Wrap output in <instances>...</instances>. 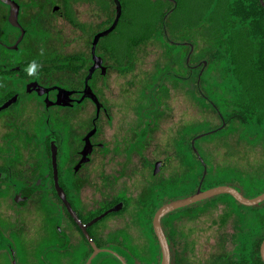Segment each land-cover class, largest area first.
I'll return each mask as SVG.
<instances>
[{
	"label": "flooded vegetation",
	"instance_id": "1",
	"mask_svg": "<svg viewBox=\"0 0 264 264\" xmlns=\"http://www.w3.org/2000/svg\"><path fill=\"white\" fill-rule=\"evenodd\" d=\"M126 2L0 0V264L162 262L154 216L183 198L173 193L174 173L165 170L172 158L157 157L166 112L161 104L170 88L163 83H186L193 104L197 82L199 95L215 107L201 89L210 61L195 62L189 41H172L182 57H173L171 67L146 70L143 85L130 88L129 75L141 63L134 54L147 44V22L145 11L131 22ZM32 60L42 67L29 77ZM173 66L183 73L174 74ZM218 117L225 128V117ZM196 136L189 143L194 153ZM203 137L195 147L204 161ZM202 176L191 179L189 195ZM207 176L208 167L203 190ZM193 209L160 219L169 264H193L185 259L197 247ZM251 229L241 224L234 231V260L210 263L264 264V227L246 241L242 233Z\"/></svg>",
	"mask_w": 264,
	"mask_h": 264
},
{
	"label": "rangeland",
	"instance_id": "2",
	"mask_svg": "<svg viewBox=\"0 0 264 264\" xmlns=\"http://www.w3.org/2000/svg\"><path fill=\"white\" fill-rule=\"evenodd\" d=\"M209 3L210 0H127L126 6L129 10L131 22L139 21L137 19L138 14L145 11L146 15L149 12V17H146L148 22L153 25L149 42L146 46L137 49L138 51L134 54L141 60V63L134 64L129 75L130 88L139 89L140 85H143L144 79H141V75L146 70L152 71L156 66L164 67L166 65L167 68L171 67L173 57L177 59L182 57L175 54L177 50H182V48L175 46L172 41H189L191 47L195 49V62L201 59H209L210 61V66L201 81V89L210 94L214 102L219 100L222 102L219 98L221 94L226 97L224 88L227 84L226 80L229 79V74L224 69L227 63L222 57L213 60L210 56L215 53V45L220 39L223 41L224 47H227L225 43H227L228 38L220 33L214 35L211 32H203L208 29L210 22L201 19L200 14L207 7L209 9ZM165 5L177 7V9L171 12L162 26L160 14L162 7ZM191 13L194 15H191ZM188 14L194 19L195 24L188 27H179L182 23L177 25V21L181 22ZM172 21L175 22L173 25L176 27L172 25ZM164 28H166L167 35H165ZM169 40H171L170 43H168ZM177 62L180 64L181 60ZM172 70L174 74L183 73L180 68L175 71L174 66ZM178 81L175 80L172 84L171 79H167L163 83L170 88L169 93L163 97L161 104L163 111L166 112L163 113L160 129L158 130L161 156L157 155V157L158 159L167 156L172 158L170 165L165 170L174 173L172 177L175 180L173 193L184 196L195 189V184L190 181L191 179L194 180L197 174L200 173V168L192 162V155L187 152L182 153V151L190 143L193 137L191 134L196 136L212 131L219 127L221 122L210 105L199 95L196 81L193 104L188 101L190 99L188 85ZM191 106L193 107L191 108ZM230 127L231 129L217 136L201 138L198 142L199 152L206 160L207 167L210 170L207 180L213 183V179H216L220 174L219 183L221 185L232 186L245 197L254 198L258 196V192H264V146L257 142L250 144L245 139L242 142L238 141L239 135L243 131L238 120L233 121ZM188 128L192 129L190 136H186ZM193 132H199V134ZM151 159L154 160L152 156ZM217 169L222 171L226 169L236 173H217ZM166 174V172L162 173V176L165 177ZM133 194L136 196L138 193L133 192ZM188 208H194L193 211L195 217H197V220L193 221L197 247L185 258L193 264H211L214 261H219L220 258L234 260L235 256L230 257L229 253L233 247L232 238H234V231L237 226L243 224L244 227L246 225L249 228L251 224L258 222L259 218L264 219V201L257 205L247 206L238 203L226 194L216 195L190 204ZM196 213H199V215ZM225 220L226 224L220 226V223H224ZM45 246L43 245V247ZM49 258H52V254H48ZM77 262L78 258L74 264H77Z\"/></svg>",
	"mask_w": 264,
	"mask_h": 264
},
{
	"label": "trees",
	"instance_id": "3",
	"mask_svg": "<svg viewBox=\"0 0 264 264\" xmlns=\"http://www.w3.org/2000/svg\"><path fill=\"white\" fill-rule=\"evenodd\" d=\"M176 5L179 7L178 4ZM170 9L166 5L162 7L160 14L162 26L165 24V17L170 13ZM191 15L194 14L191 13ZM191 15H186L185 19L181 22L177 21V25L180 23L182 24L179 27L194 25L195 21L190 17ZM200 15L202 16L201 19L210 22L208 29L203 32H211L214 35L220 33L222 36L225 35L228 38L226 40L227 43H225L227 47H224L221 39L218 42L216 41L215 53L210 57L213 60L219 57L225 59L227 65L224 69L229 74V79L226 80L227 84L224 88L226 97L221 94L219 99L222 102L220 100L216 101V108L210 106L218 116L222 114L225 117L227 126L203 138L217 136L231 129L232 126L230 127V125H232L233 121L240 120V125L243 129L239 135L241 136L240 138L247 140L250 144L257 142L264 146V7L259 0H210L209 9L207 7L202 10ZM145 16L149 17V12L147 15L145 13ZM173 21L172 25L175 23ZM146 22V37L147 42H149L153 25L148 22L147 17ZM173 26L176 27L175 25ZM212 101L214 100L212 99ZM187 130L186 136H190L192 129L188 128ZM193 133L199 134V132ZM186 152L192 155V162L195 163L196 167L200 168V173L197 174V178H200L204 170L203 164L193 152L190 144L182 151V153ZM204 161L206 162V160ZM208 172L210 173L209 169ZM228 172L236 173L235 171H227L226 169L223 171L217 169V173ZM220 178L219 174L216 179H213V183L206 179L203 188L210 189L220 186ZM261 193L263 191L258 192L257 195ZM189 194L187 193L182 197ZM233 200L235 199L233 198ZM259 219L260 222L251 224V227L249 226V228H252L250 231L242 233L243 237L247 238L246 241H249L248 238L259 234L261 228L264 227V219ZM254 255H252V258H254ZM258 259L260 260V256H258Z\"/></svg>",
	"mask_w": 264,
	"mask_h": 264
},
{
	"label": "water",
	"instance_id": "4",
	"mask_svg": "<svg viewBox=\"0 0 264 264\" xmlns=\"http://www.w3.org/2000/svg\"><path fill=\"white\" fill-rule=\"evenodd\" d=\"M259 1H260L261 5L264 7V0H259ZM223 126H224V124L222 125V127ZM222 127H219L218 129H215V130H212V131H209L206 133H202V134L196 136L192 141V146L194 148V151L198 155L200 161L203 163V166H204L202 180L200 182V185H199L197 191L194 194H191L189 196L179 198V199H176V200L171 201L169 203H166L157 211V213L154 216V227H155L156 234L158 236V239H159L161 247H162V262H161V264H169V261H170L168 243L166 241V238H165L164 233H163L161 226H160V219L164 215H166L167 213L174 211L176 209L186 207L190 204L197 203L199 201L211 198L213 196L221 195V194L230 195L238 203H240L242 205H247V206L257 205V204L264 201V192L261 193L260 195L256 196V197H254V198H247L239 190H237L236 188L229 186V185H220V186H216V187L206 189V190L201 189L202 182H203L205 175L207 173V166L204 163L203 159L201 158V156L199 155V153L195 147V140H197L198 138L203 137L205 135H208L210 133L216 132L219 129H222ZM164 163L165 162H159V167H162L164 165ZM67 205H68L69 209L71 210L68 203H67ZM73 215L77 221V218H76L74 213H73ZM261 256H262V259L264 261V240H263L262 245H261ZM90 260H89V262H90ZM89 262H88V264H89Z\"/></svg>",
	"mask_w": 264,
	"mask_h": 264
},
{
	"label": "clouds",
	"instance_id": "5",
	"mask_svg": "<svg viewBox=\"0 0 264 264\" xmlns=\"http://www.w3.org/2000/svg\"><path fill=\"white\" fill-rule=\"evenodd\" d=\"M42 54V51H41ZM42 65L38 64L35 60L28 63L25 71L29 77L35 76Z\"/></svg>",
	"mask_w": 264,
	"mask_h": 264
}]
</instances>
